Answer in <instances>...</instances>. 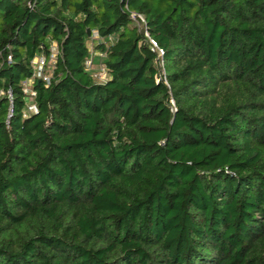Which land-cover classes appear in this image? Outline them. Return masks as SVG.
I'll use <instances>...</instances> for the list:
<instances>
[{
	"label": "trees",
	"instance_id": "obj_1",
	"mask_svg": "<svg viewBox=\"0 0 264 264\" xmlns=\"http://www.w3.org/2000/svg\"><path fill=\"white\" fill-rule=\"evenodd\" d=\"M0 90V264H264V0H0Z\"/></svg>",
	"mask_w": 264,
	"mask_h": 264
},
{
	"label": "built area",
	"instance_id": "obj_2",
	"mask_svg": "<svg viewBox=\"0 0 264 264\" xmlns=\"http://www.w3.org/2000/svg\"><path fill=\"white\" fill-rule=\"evenodd\" d=\"M94 36H98L97 31L94 32ZM151 42H152L154 48L159 49V54L163 55V50L161 48H159L157 42L154 39H151ZM57 55H58L57 47L53 46L49 59L45 55H38L32 60V67H33L32 76H31V78H29L23 82L24 92L27 94V97H28L27 104H26V107L24 109V115H26L27 113H34V112L38 111V108H37V105L35 102V97H36L37 92L33 87H31V88L28 87L27 83L29 81L34 82L36 79H39V80L42 79V80L46 81L47 83H50L51 76H48V74L46 73V66L50 65L51 62H53L55 64L56 59H57ZM9 59H10V57H9ZM101 66H100L99 71L101 70L104 72L105 71L104 65L102 67ZM86 67L90 70H93V68H94L93 58H90L86 61ZM32 85H33V83H32ZM5 93H7L8 97L10 99V102H12L11 91L5 92L4 90H0V96L5 94Z\"/></svg>",
	"mask_w": 264,
	"mask_h": 264
},
{
	"label": "rangeland",
	"instance_id": "obj_3",
	"mask_svg": "<svg viewBox=\"0 0 264 264\" xmlns=\"http://www.w3.org/2000/svg\"><path fill=\"white\" fill-rule=\"evenodd\" d=\"M96 64H99V60L96 61ZM101 65L103 66V64H100V65L94 66L93 70H94L95 73H96V74L94 73V75H95V77L97 78V80L103 81V80H105V79L107 78V73H106V71H104V72L101 71V70L99 71ZM102 66H101V67H102ZM54 67H55V64H54L53 62H51L50 65H47V66H46V73L48 74V76H51ZM99 72H100V73H99ZM32 83H33V81H29V82L27 83V86L31 88V87H32Z\"/></svg>",
	"mask_w": 264,
	"mask_h": 264
},
{
	"label": "crops",
	"instance_id": "obj_4",
	"mask_svg": "<svg viewBox=\"0 0 264 264\" xmlns=\"http://www.w3.org/2000/svg\"><path fill=\"white\" fill-rule=\"evenodd\" d=\"M95 37H97V36H95ZM54 46L56 47V44H54ZM96 54H97V58L99 57V60H100V58H102V57L100 56L99 52H97ZM100 64H101V62H99V64H97V65H100ZM97 65H94V66H97Z\"/></svg>",
	"mask_w": 264,
	"mask_h": 264
}]
</instances>
